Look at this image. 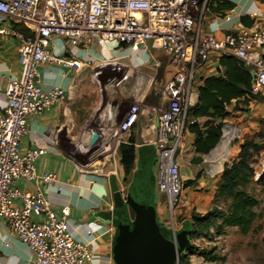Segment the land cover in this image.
<instances>
[{
  "label": "crops",
  "instance_id": "crops-1",
  "mask_svg": "<svg viewBox=\"0 0 264 264\" xmlns=\"http://www.w3.org/2000/svg\"><path fill=\"white\" fill-rule=\"evenodd\" d=\"M217 1L230 3L232 9L223 17L205 9L201 20L204 36L222 38L228 31L251 33L264 29V0ZM190 16H197L196 9H191ZM242 17H246L247 22L253 20L254 25L243 26L240 23ZM1 29L23 30L22 26L4 20L0 15ZM61 44V40L55 41L51 50L57 52ZM17 47V39L0 34V111L6 100L5 92L9 81L18 79L21 75ZM86 49H72L75 61L70 68L62 69L55 64L38 66L43 85L46 88L64 89L66 100L51 106L41 115L31 116L28 132L20 142L22 152L44 150L35 162L36 171L38 174L46 171L54 173L62 189L57 192L42 182H21L16 187L21 191L41 190L51 201L52 209L57 215L60 205H68V231L75 241L89 245L94 256L92 264H124L125 260L115 247L119 231L118 221L115 219L117 209L113 204L111 176L115 178L123 199L129 191L135 190L139 202L145 203L153 211L159 230L166 231L165 237L172 232L167 225L169 213L166 205L153 199L155 191L156 195L164 193L157 187L158 169L156 181L151 175L158 159L151 143L152 115L147 112L163 103L162 88L179 67L172 65L170 58L158 49H152L148 53H133L126 47H115L109 42L97 43L89 50ZM220 57L222 55H211L204 66L195 72L193 90L197 95L203 79L224 77L218 62ZM245 64L255 72L253 65ZM197 103L198 99L195 105ZM115 105L124 112L129 111L132 106L139 107L137 122L129 131L120 130V118L112 115ZM263 108L264 89L247 105H241L238 110L243 112L239 116L233 117L232 111L226 117H194L198 119L195 125L200 128H203L206 121L221 124L225 137L221 138L212 152L199 154L195 152L194 134L189 128L185 130L182 149L177 157L180 175L184 184L195 180L198 173L200 176L195 185L183 188V208L178 210L177 229L184 222L190 221L192 212L202 215L212 208L218 173L225 163L237 156L244 135L249 136L245 134L249 131H245L246 124H250L249 119L262 112ZM226 111H231L229 105L226 106ZM257 125L259 126V121ZM260 131L261 129H257L253 133L261 134L264 140V132ZM93 134L96 135L94 142ZM130 137L135 141V160L132 172L125 182L118 149ZM196 156L203 157V162L199 165L191 163ZM125 217L132 234L135 214L127 205ZM0 264H33L32 251L15 238L4 221H0Z\"/></svg>",
  "mask_w": 264,
  "mask_h": 264
},
{
  "label": "built area",
  "instance_id": "built-area-1",
  "mask_svg": "<svg viewBox=\"0 0 264 264\" xmlns=\"http://www.w3.org/2000/svg\"><path fill=\"white\" fill-rule=\"evenodd\" d=\"M208 1L0 0L3 19L29 33L25 36L13 29L0 30V34L17 39L21 66L20 77L8 83L0 111V221L32 251L33 264H92L94 259L89 245L75 241L68 231V205H60L57 215L41 190L21 191L16 187L21 182H42L57 192L62 189L54 173L36 171L35 162L44 150L20 149L29 118L66 100L64 89L43 85L38 66L70 68L75 61L72 49L89 50L97 43L109 42L133 53L158 49L179 67L162 88L163 103L147 112L152 115L151 143L158 159L157 187L166 195L172 219L183 190L177 157L185 130L198 122L189 116L198 99L193 90L195 72L213 54L232 56L254 66L252 95L264 89V29L228 31L222 38L204 36L201 20ZM191 9H196L195 18L190 16ZM60 40L58 51L51 50ZM138 113L137 106L124 112L115 105L112 111L125 132L137 122Z\"/></svg>",
  "mask_w": 264,
  "mask_h": 264
},
{
  "label": "trees",
  "instance_id": "trees-1",
  "mask_svg": "<svg viewBox=\"0 0 264 264\" xmlns=\"http://www.w3.org/2000/svg\"><path fill=\"white\" fill-rule=\"evenodd\" d=\"M231 9L230 3L217 0H209L206 6V10L219 17L225 16ZM240 23L245 27L254 25V21L247 22L246 17H242ZM22 28L23 30L17 29V31L28 36V31L24 27ZM218 62L223 69L224 77L212 76L203 79V85L198 88V103L189 112L191 117L230 116L232 111L238 110L241 105H247L255 99L251 93L253 73L251 68L244 61L232 56H222ZM228 105L231 108L229 113L226 111ZM189 130L195 136V152L199 154L212 152L220 143L221 138L225 137V131L221 124L209 121L205 122L203 128L192 125ZM134 142V139L130 137L128 142L120 144L118 149L125 182L134 165ZM261 150H264L262 135L252 134L244 138L237 156L225 163L216 177L212 208L202 215L191 213L189 218L192 224L190 239L206 238L211 242L214 239L212 228L217 234H220L225 228H236L242 236H246L253 229L259 218L256 212L259 201L253 188L258 185L264 189V174L258 181H254L255 169L253 165L255 157L260 154ZM199 176L200 173L196 175L195 180L183 183V188L195 185ZM219 203L223 204V208L219 206ZM195 252L208 261H214L216 258L212 251H198V247L195 245L191 251H186L180 256L178 264H191L188 255Z\"/></svg>",
  "mask_w": 264,
  "mask_h": 264
},
{
  "label": "water",
  "instance_id": "water-1",
  "mask_svg": "<svg viewBox=\"0 0 264 264\" xmlns=\"http://www.w3.org/2000/svg\"><path fill=\"white\" fill-rule=\"evenodd\" d=\"M252 73V83L255 80ZM96 135L93 134V142ZM203 157H193L191 163L199 165ZM261 177V175H259ZM113 204L117 209L115 219L118 221L119 237L115 247L119 249L124 264H178L181 254L191 249L190 235L192 224L186 221L179 231L172 229L160 231L154 221V213L145 203H140L135 190L129 191L125 199L122 198L113 176L110 177ZM131 208L135 214L134 230L130 234L129 224L125 217V206Z\"/></svg>",
  "mask_w": 264,
  "mask_h": 264
},
{
  "label": "rangeland",
  "instance_id": "rangeland-1",
  "mask_svg": "<svg viewBox=\"0 0 264 264\" xmlns=\"http://www.w3.org/2000/svg\"><path fill=\"white\" fill-rule=\"evenodd\" d=\"M242 112V110H234L232 112L234 115L233 117L241 115ZM258 121L259 126L257 125ZM249 122L250 124H246L247 128L245 129V131H249L245 132V134L252 135L257 129H261V131L264 132V108L259 114L253 115L252 118L249 119ZM251 123H255V125H252ZM244 137H246V135H244ZM253 167L255 169L254 181H258L260 177H257V174H264V150H261L260 154L255 157V164ZM156 169H158V161L157 165L153 166V173L151 174L153 175L155 181L157 172ZM253 192L259 201V205L256 208L259 218L255 222L253 229L246 236H242L236 228H225L220 232V234L214 232V229L212 228L211 231L213 232L212 236L214 239L211 242H209L206 238H189L191 249L196 245L198 247V251H212L213 255L216 257L214 261H208L195 252L188 255L191 264H264V189L262 186L255 185ZM153 199L157 202H161V205H166L165 194L156 195L155 191ZM181 201L182 197H180L179 202L173 210L172 219L170 218V215L168 219V228H174L175 231H179L181 229H177V223L179 224L178 210L183 208ZM219 206L223 208V204L219 203ZM191 249L186 251H191Z\"/></svg>",
  "mask_w": 264,
  "mask_h": 264
}]
</instances>
